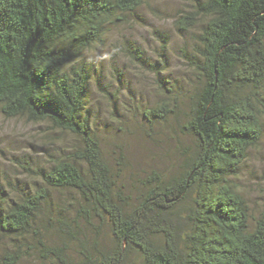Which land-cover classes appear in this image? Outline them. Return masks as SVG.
<instances>
[{
  "label": "trees",
  "instance_id": "1",
  "mask_svg": "<svg viewBox=\"0 0 264 264\" xmlns=\"http://www.w3.org/2000/svg\"><path fill=\"white\" fill-rule=\"evenodd\" d=\"M142 1L0 0V115L77 138L43 169L24 167L37 179L28 188L0 191V264H125L133 251L141 264H264V213L251 220L230 180L262 134L264 0H189L176 25L199 27L182 125L193 148L171 176L151 172L126 190L93 133L75 61ZM168 111L157 103L148 116Z\"/></svg>",
  "mask_w": 264,
  "mask_h": 264
},
{
  "label": "rangeland",
  "instance_id": "2",
  "mask_svg": "<svg viewBox=\"0 0 264 264\" xmlns=\"http://www.w3.org/2000/svg\"><path fill=\"white\" fill-rule=\"evenodd\" d=\"M191 9L189 0H143L122 20L108 24L101 40L75 61L88 76L85 112L93 133L126 190L151 172L171 176L193 148L182 125L197 84L187 58L193 56L199 27L184 31L176 25L178 16ZM157 103L167 104L164 120L148 116ZM76 142L47 122L0 115V191L9 197L24 185L28 188L37 179L24 167L43 169ZM230 180L251 220L264 213V119L260 140ZM103 230L107 234V227ZM31 256L19 264H38ZM125 264H141L138 253H129Z\"/></svg>",
  "mask_w": 264,
  "mask_h": 264
}]
</instances>
